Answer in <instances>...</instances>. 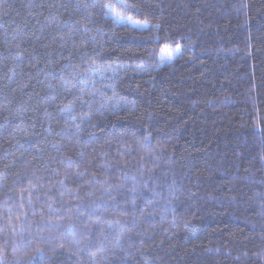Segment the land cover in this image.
I'll use <instances>...</instances> for the list:
<instances>
[{"label": "trees", "instance_id": "trees-1", "mask_svg": "<svg viewBox=\"0 0 264 264\" xmlns=\"http://www.w3.org/2000/svg\"><path fill=\"white\" fill-rule=\"evenodd\" d=\"M109 2L0 0V264H264V0Z\"/></svg>", "mask_w": 264, "mask_h": 264}, {"label": "snow or ice", "instance_id": "snow-or-ice-1", "mask_svg": "<svg viewBox=\"0 0 264 264\" xmlns=\"http://www.w3.org/2000/svg\"><path fill=\"white\" fill-rule=\"evenodd\" d=\"M117 4L119 5V7H114V5L111 2L103 5V7L107 10L106 14L109 15L111 18H113L115 22L120 23L127 21L130 23H140L139 21L133 22L131 21L130 16L124 15L123 10L129 7V5L124 2V0H117ZM179 50H180L179 45H177L175 49H172L170 46L166 45L163 49L160 50L161 61L163 62L165 59H171L173 56V52Z\"/></svg>", "mask_w": 264, "mask_h": 264}, {"label": "rangeland", "instance_id": "rangeland-1", "mask_svg": "<svg viewBox=\"0 0 264 264\" xmlns=\"http://www.w3.org/2000/svg\"><path fill=\"white\" fill-rule=\"evenodd\" d=\"M131 21H133V22H136V21H139L140 23H130V22H127V21H125V23H129V24H131L132 26H134V27H138V28H144V27H146V26H148V23H145V22H143V21H141V20H138V19H134V18H132L131 17ZM171 47V46H170ZM172 49H175L176 47H171ZM180 51H181V47H180V50L179 51H175V52H173V56H172V58L171 59H165L163 62L161 61V57L159 56V62L160 63H167V62H171L177 55H178V53H180Z\"/></svg>", "mask_w": 264, "mask_h": 264}]
</instances>
